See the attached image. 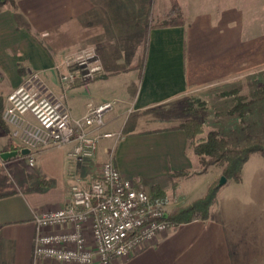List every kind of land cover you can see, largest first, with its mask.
Here are the masks:
<instances>
[{
	"label": "crops",
	"instance_id": "obj_1",
	"mask_svg": "<svg viewBox=\"0 0 264 264\" xmlns=\"http://www.w3.org/2000/svg\"><path fill=\"white\" fill-rule=\"evenodd\" d=\"M176 1L180 18L173 23L170 0H10L0 7L3 106L30 72L60 94L56 64L85 48L101 70L69 86L72 117L114 102L97 132L112 136L99 139L91 159H72L64 146L42 151L30 166L0 125V264H33L34 212L66 204L70 187L89 185L110 153L138 188L149 196L153 186L162 191L159 204L168 214L201 197L179 204L197 191L191 188L165 202L178 189L172 173L188 170L192 160L185 132L164 113L194 95L210 99L225 80L264 78V30L256 16L264 0ZM164 9L166 22L157 23ZM241 175L219 190L208 219L171 225L114 264H264V156L251 154Z\"/></svg>",
	"mask_w": 264,
	"mask_h": 264
},
{
	"label": "built area",
	"instance_id": "obj_2",
	"mask_svg": "<svg viewBox=\"0 0 264 264\" xmlns=\"http://www.w3.org/2000/svg\"><path fill=\"white\" fill-rule=\"evenodd\" d=\"M55 70L62 88L49 90L38 72H30L6 97L1 118L11 139L32 166L44 150L69 146L72 159H91L100 138L97 133L113 101L88 105L81 118H73L66 103V91L79 81L92 80L101 70L90 48L65 56ZM166 208L152 203L149 194L125 177L113 154L100 163L96 177L87 186L73 184L66 204L34 212L32 223L33 264H114L144 243L166 232L171 224L162 219Z\"/></svg>",
	"mask_w": 264,
	"mask_h": 264
},
{
	"label": "rangeland",
	"instance_id": "obj_3",
	"mask_svg": "<svg viewBox=\"0 0 264 264\" xmlns=\"http://www.w3.org/2000/svg\"><path fill=\"white\" fill-rule=\"evenodd\" d=\"M164 1L167 3V0ZM256 1L260 3L262 0H254L253 3ZM165 12L164 9L162 16H159L160 18L156 20L157 23L160 21L166 22ZM256 16L259 18L258 20H262L258 24L262 23L260 27H263L264 30V5L256 11ZM176 17L177 13L173 10L172 15L167 20H170L169 23H173L178 21ZM261 72H264V70ZM222 88L223 90L220 91ZM217 89L219 92L211 96L210 99H202L194 95L186 98L181 103V107L179 106V109L172 107L168 112L164 113L171 116L168 123L179 127L186 119L195 117L202 122V132L196 135V139L205 137L209 131L216 130L225 138L227 144L233 148L241 147L246 142L264 143V78L254 80L252 77L243 76L235 80V83L230 80H225L224 83H219ZM188 103L195 110L194 115L183 110L184 106L188 105ZM237 105H239L238 109L233 110ZM192 152L191 148V151H188L192 160L191 167L186 170L184 175L177 178V193L174 196H169L168 200L166 198L165 202L175 201L177 197L181 196L184 192L190 191L191 188H197V191L190 193L185 199H180L179 204L189 201L192 197L198 195L197 193L199 192H202V197L206 193L209 185L216 184L218 189L212 202L213 204L217 199L219 190L227 182H234L232 179H225L223 184H219L220 177L223 176L224 162L202 165L200 158ZM254 154L261 155L259 152H254ZM205 160L207 161L208 158L206 157ZM178 208L180 207L171 206L169 208L171 212L168 209L169 214H172Z\"/></svg>",
	"mask_w": 264,
	"mask_h": 264
},
{
	"label": "trees",
	"instance_id": "obj_4",
	"mask_svg": "<svg viewBox=\"0 0 264 264\" xmlns=\"http://www.w3.org/2000/svg\"><path fill=\"white\" fill-rule=\"evenodd\" d=\"M10 0H0V7ZM171 7L177 13L176 19L180 18V12L178 9L177 1L170 0ZM238 106L233 110L238 109ZM3 102L0 98V125L6 128V125L2 121L1 114L3 111ZM185 112L194 115L195 110L188 103L183 109ZM180 129L185 132L186 138L191 146L194 154L200 158L202 165H210L214 163L224 162L222 175L225 179H232L234 182H239L241 178V170L243 165L247 161L250 154L259 152L264 156V143L260 142H246L245 145L237 148L230 147L227 141L216 130L209 131L205 137L196 139V135L202 132V122L195 117L186 119L181 125ZM208 158L206 161L205 158ZM186 173V170H180L173 172V176H181ZM216 184L209 185L206 193L189 204L178 208L172 214L165 215L162 219L168 221L171 225H179L182 223H188L193 220H206L209 217L210 206L216 196L217 188ZM162 191L153 186L152 196H150L152 203H159L161 201Z\"/></svg>",
	"mask_w": 264,
	"mask_h": 264
},
{
	"label": "water",
	"instance_id": "obj_5",
	"mask_svg": "<svg viewBox=\"0 0 264 264\" xmlns=\"http://www.w3.org/2000/svg\"><path fill=\"white\" fill-rule=\"evenodd\" d=\"M27 150H22L21 153H25ZM6 154H4V157H5ZM225 182V177L224 176H221L220 177V180H219V184H223Z\"/></svg>",
	"mask_w": 264,
	"mask_h": 264
}]
</instances>
